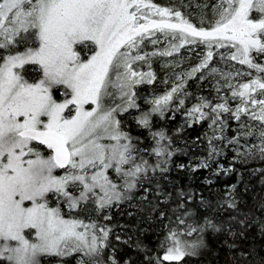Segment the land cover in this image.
Here are the masks:
<instances>
[{
  "label": "snow or ice",
  "instance_id": "snow-or-ice-1",
  "mask_svg": "<svg viewBox=\"0 0 264 264\" xmlns=\"http://www.w3.org/2000/svg\"><path fill=\"white\" fill-rule=\"evenodd\" d=\"M213 8L217 18L205 28L203 21L197 26L181 11L151 0H0V50H9L6 55L0 53V257L10 264H39L41 255L64 257L82 252L88 259L82 257L80 264H100L108 230L100 228L98 236L89 231L95 229L94 224L64 219L58 208L48 206L47 196L52 193L64 198L69 208L97 197L99 207L104 208L122 198L107 175L109 169L120 174L126 191L137 187L138 178L167 171L162 167L172 155L165 143L167 137L153 134L156 145L152 153L160 158L157 164L150 165L142 157L137 162L139 150L116 119L119 111L138 107L136 85L154 79L151 71H136L133 64L146 62L150 56H171L186 44L201 43L207 51L189 75L209 69L214 48L232 50L219 53L221 59L238 61L264 74V64L255 60V56H264V0H219ZM157 32L165 39H178V43H170L164 51L141 54L145 40L153 45L159 42L153 38ZM29 37L38 41L37 47L11 50L13 45L26 44ZM78 46L92 54L82 59ZM25 65L34 66L40 78L27 80L22 73ZM209 71L216 73L217 69ZM244 74L220 75L227 82ZM61 87L64 98L58 101L53 93ZM227 87L232 99L240 101L234 112L222 98L215 105L202 101L187 115L194 122L210 118L222 130V113H230L237 121L246 114L260 123L259 131L241 124V129L247 130L229 143L256 135L260 143L253 147L264 157V75L236 86L227 83ZM180 90L177 85L154 99L152 111L161 112ZM106 97L113 99V106L104 104ZM116 99L120 103H115ZM85 105L94 107L89 110ZM149 116L142 114L138 123L149 127ZM105 138L113 143H102ZM34 142L46 146L50 154L42 155ZM214 154L215 148H211L210 155ZM200 166L209 167L207 162ZM55 169L64 170V174L53 175ZM72 185L79 187L77 194L69 191ZM97 189L103 195H98ZM228 207L234 208L235 202ZM189 219L191 213L181 205L176 218L179 231L170 230V246L162 261L195 255L204 245L207 229L220 231L210 219L203 224L189 223ZM29 229L35 230L34 242L25 236ZM193 233L198 234L196 240L179 238Z\"/></svg>",
  "mask_w": 264,
  "mask_h": 264
},
{
  "label": "trees",
  "instance_id": "trees-1",
  "mask_svg": "<svg viewBox=\"0 0 264 264\" xmlns=\"http://www.w3.org/2000/svg\"><path fill=\"white\" fill-rule=\"evenodd\" d=\"M175 4L187 15L183 3L177 0ZM156 87L157 80L135 89L138 107L133 109L134 112L152 108L153 104L146 102L144 96L152 91L158 92ZM186 91L187 94L176 93L161 112H156L158 116L155 112L151 114L149 127L138 123L139 113L135 119L127 116L128 111L122 115L123 120L129 119V135L139 150L138 162L140 157L150 165L159 162L160 158L152 153L156 145L154 133H163L167 137L165 143L172 155L167 158V164L162 165L167 168L166 172L157 171L138 178L135 189L122 192L117 208L112 204L106 216L92 218L99 227L108 230L100 264H264V157L258 151L235 158L234 144L229 141L247 127L241 129L240 122L230 113H222V130L221 125H213L210 118L194 122L187 115L188 110L202 101L215 105L226 98L233 112L240 101L215 96L204 85H188ZM55 93L58 96L57 90ZM179 100L184 101L183 105ZM203 110L209 111L208 108ZM244 117L249 116L244 114L241 119ZM211 148H215L214 155H210ZM204 162L209 167L194 168ZM189 194L190 200L186 199ZM233 201L235 207H228ZM92 205L85 202L74 212L75 216L84 214L83 209L88 207L95 212L91 215L103 210L98 206L94 209ZM181 205L191 213L189 223L203 224L205 219H210L220 231L207 229L204 245L195 255L186 256L181 261H162L165 249L170 246L167 239L170 230L179 231L176 218L181 213ZM197 235L193 233L179 238L190 242L196 240ZM73 256H49L40 264H72ZM0 264L10 262L0 257Z\"/></svg>",
  "mask_w": 264,
  "mask_h": 264
},
{
  "label": "rangeland",
  "instance_id": "rangeland-1",
  "mask_svg": "<svg viewBox=\"0 0 264 264\" xmlns=\"http://www.w3.org/2000/svg\"><path fill=\"white\" fill-rule=\"evenodd\" d=\"M159 1V2H157ZM175 1L177 0H169V3H166V0H151V2L155 3L156 5L160 7H168V8H175L179 11L182 12L181 9L178 8V6L175 4ZM179 2L183 3V6L186 8V14L185 15L183 12L182 14L184 15L185 18L189 19L193 24L197 26H201V21H203L202 26L205 28H208L211 23L215 21L216 14L214 11L213 6L219 3V0H200L199 2L197 0H178ZM157 2V3H156ZM188 16V17H187ZM190 17V18H189ZM154 39H157L159 42L156 45L151 44L148 40L144 41V44L142 45V50L141 54L144 52L151 53L153 51H164L166 49H169L170 43H178L177 40H171V37L168 39H165V35L161 34L159 32L156 33ZM38 46V41L33 40L31 37L28 38L26 44H16L12 46V51H19L23 52L25 51L26 47H37ZM82 59H87L92 52L88 48H84L83 46H78L76 49ZM9 50H0V53L6 55ZM207 51L206 47L201 44H193V45H184L179 49L178 52H173L171 56H150L146 62L139 61L133 64V68L136 71H142V72H149L151 71L154 74V79L151 83L155 82L157 80V87L156 91H152L151 93H148L147 95L144 96V100L146 102H150L153 104V100L162 97L166 93L170 92L173 87H176L177 85H181V92L182 94L188 93L186 91V87L189 85L190 87H198L201 85L206 86L215 96L219 97H231V90L227 87V83H231L233 86H236L238 83H245L250 81L251 79L261 76L264 74L259 73L256 69H251L247 65H241L239 64L238 61H231V60H226V59H221L219 53H225L227 54L229 49H213L214 56L212 61L209 64V69L215 68L217 69L216 73H211L209 69H204L202 72H196L195 74L189 75L192 72V69L197 67L201 63V60L204 57L205 52ZM255 56V54H254ZM255 60L257 63L264 64V56H255ZM150 66V67H149ZM34 66L32 65H25V69L30 72V74L25 73L24 70H22V73L24 77L29 80L30 82H34L40 78V74L37 71H34ZM236 73V72H243L245 73L242 76H236L234 79H231L229 81H225L221 77V73ZM247 73H251V75H248ZM37 74V75H36ZM146 83H141L136 85L135 89L137 87H142ZM220 89L217 91V89ZM134 89V92L136 91ZM58 96L56 95L54 91V97L59 101L64 98V88L61 87L58 90ZM185 91V92H184ZM197 96V95H196ZM257 99L262 98L261 96L257 95ZM236 101H239V99H236ZM115 103H120L119 99H116ZM136 103V101H135ZM104 104L106 106H113V99L111 97H106L104 100ZM91 107H94V105H85L86 109H89ZM153 108V106H152ZM152 108H149V111L143 110V111H133L134 108H129L128 111V117L134 118L135 115L138 114L139 117H141L142 114L144 113H150L153 114L154 112L152 111ZM164 108V107H163ZM75 109H72L71 114H74ZM125 111H119L116 114V119L120 121V127L121 130L130 134V123L129 119H124L122 115L124 114ZM69 111H65V115H69ZM155 114H157L155 112ZM121 116V117H120ZM149 116V118H150ZM158 116V114H157ZM156 117V115H155ZM240 124H244L246 126H251L256 129L258 132L261 125L258 121H254L249 117H244L240 121ZM123 124V125H122ZM131 136V135H130ZM102 143H113V141L108 140L105 138ZM260 141L256 135L253 136H243L241 139H239L238 143H233V151L235 153V158L238 159L240 158V155L248 154V149L252 148V152H258L259 150L255 147L254 145L259 144ZM34 147H37L35 144H33ZM38 150L41 152L42 155L47 156L50 154V152H46V150H42L38 147ZM138 162V161H137ZM202 164V163H201ZM200 166L194 165V168H197ZM127 167V166H126ZM223 169V167H220ZM63 172H58V169H55L53 171V175L59 176L63 175ZM107 175L109 179L112 180L113 183H115L117 187V191H120L121 193L124 190L123 188V179L121 178L120 174L115 172L114 169H109L107 171ZM79 187L76 185H72L69 187V191L73 192V194H77L79 192ZM98 195H103V192L97 189ZM64 198L59 197L56 194L50 193L47 196V202L48 206L50 208H58L60 211L61 216L64 219L67 220H79L83 221L84 224H94L96 227L95 229H90L89 231H97L96 234L99 236L101 233L99 232V229L102 228L101 226L99 227L95 221H93L92 218L95 219V217L101 215L106 216L109 211H110V206L113 204L116 208L119 206L117 200H113V202L109 205H106L102 211H98L99 213L95 215H91L93 212V209L91 207L83 209L84 214L79 213L78 215L75 216L74 212H77L78 207H83L85 202H90V204H93V208L97 209V206L99 207L97 203V197H92L87 201L81 202L78 207L75 208H69L68 204L66 201H61ZM89 209L91 211H89ZM88 210V211H87ZM95 213V212H93ZM87 214V215H86ZM80 231H83V229H79ZM25 236L31 241L36 240L35 236V230L29 229L25 231ZM2 243V242H0ZM73 256V263L72 264H80L81 258L83 257V253H76L72 252L67 256ZM3 258V257H2ZM49 256L48 255H41L38 257L39 264L44 260H48ZM85 260H87V257H83Z\"/></svg>",
  "mask_w": 264,
  "mask_h": 264
},
{
  "label": "water",
  "instance_id": "water-1",
  "mask_svg": "<svg viewBox=\"0 0 264 264\" xmlns=\"http://www.w3.org/2000/svg\"><path fill=\"white\" fill-rule=\"evenodd\" d=\"M34 143H36V142H34ZM42 147H44L45 149H46V146H42ZM47 150V149H46ZM48 152H50V150H47Z\"/></svg>",
  "mask_w": 264,
  "mask_h": 264
}]
</instances>
